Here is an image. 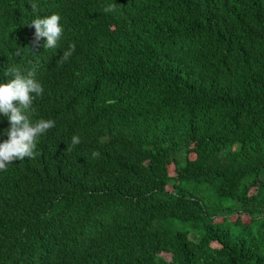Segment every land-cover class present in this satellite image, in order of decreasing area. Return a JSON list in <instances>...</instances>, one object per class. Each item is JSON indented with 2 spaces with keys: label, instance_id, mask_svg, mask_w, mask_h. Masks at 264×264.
Segmentation results:
<instances>
[{
  "label": "trees",
  "instance_id": "1",
  "mask_svg": "<svg viewBox=\"0 0 264 264\" xmlns=\"http://www.w3.org/2000/svg\"><path fill=\"white\" fill-rule=\"evenodd\" d=\"M31 3L0 0V80L37 65L55 126L0 171V264H264V0Z\"/></svg>",
  "mask_w": 264,
  "mask_h": 264
},
{
  "label": "clouds",
  "instance_id": "2",
  "mask_svg": "<svg viewBox=\"0 0 264 264\" xmlns=\"http://www.w3.org/2000/svg\"><path fill=\"white\" fill-rule=\"evenodd\" d=\"M35 11V0L31 3ZM115 2L105 6L104 11L114 12ZM27 25L34 28V39L40 41L43 38L44 49H56L62 39L64 25L61 23V15L53 12L49 15H34ZM75 51V45H69L62 52L61 60H67ZM11 78L0 80V116L6 117L8 127L0 129V171L6 170L13 161L22 160L25 157L32 158L35 155L36 140L55 126L52 119H36L33 116V102L44 93V87L37 79V65L33 64L27 70L12 67L8 70ZM15 102V103H14ZM81 142L80 137L73 135L71 145ZM93 157L98 152L91 153Z\"/></svg>",
  "mask_w": 264,
  "mask_h": 264
},
{
  "label": "rangeland",
  "instance_id": "3",
  "mask_svg": "<svg viewBox=\"0 0 264 264\" xmlns=\"http://www.w3.org/2000/svg\"><path fill=\"white\" fill-rule=\"evenodd\" d=\"M188 187L192 192H194L198 196H201L205 201H209V199L212 198L211 189L206 186H202L195 189L192 184H189ZM231 219H234V215L231 216ZM243 219L247 220V217L243 216ZM177 228L179 230H189L190 226L188 224L177 222Z\"/></svg>",
  "mask_w": 264,
  "mask_h": 264
}]
</instances>
